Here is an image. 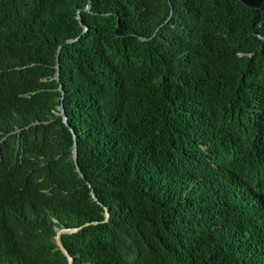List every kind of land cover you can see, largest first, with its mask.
<instances>
[{
	"label": "trees",
	"instance_id": "trees-1",
	"mask_svg": "<svg viewBox=\"0 0 264 264\" xmlns=\"http://www.w3.org/2000/svg\"><path fill=\"white\" fill-rule=\"evenodd\" d=\"M87 3L0 0V264H264V0H92L82 178Z\"/></svg>",
	"mask_w": 264,
	"mask_h": 264
},
{
	"label": "water",
	"instance_id": "water-1",
	"mask_svg": "<svg viewBox=\"0 0 264 264\" xmlns=\"http://www.w3.org/2000/svg\"><path fill=\"white\" fill-rule=\"evenodd\" d=\"M253 8L261 11L262 16H261V19L259 20V22L257 23V27H261L264 24V9H262L259 6H253ZM82 11L93 12L92 11V0H88L87 5L84 8L79 9L78 13H77V18L80 21L81 25L84 27L82 34L79 37L68 39V40L64 41L62 44H60V46L57 50V62H56L55 67H56V80L60 83V91L62 93L61 103L57 108V115L62 117L63 122L66 124V126L71 128V130L73 132L74 144H73V148H72L71 158H72L73 163L75 164L76 171L79 173V175L82 178H85V175L81 170V167L79 164V159H78L77 134H76V131L71 127L70 123L68 122L66 111H65L64 98H65L66 91H65L64 85L61 83V60H60V55H61V51H62L63 46L65 44H68V43L76 42L83 35V33H85V31L87 30V26L84 24L82 16H81ZM172 13H173V10L171 11V15H172ZM170 18H171V16L168 18V20L165 23H167ZM159 28L157 29V31L159 30ZM254 34L258 35L264 39V36L259 34L257 31H254ZM143 39L147 40V38H143ZM90 187H91V195H92L93 199L96 202L100 203L104 207L105 219L103 220V222H108L110 220V214H111L110 209L101 203V201L99 200V198L95 194L91 185H90ZM93 223H98V222H93ZM90 224L91 223H85L84 225L79 226V227H58V226H56V228H55L56 234L54 235L53 240H54L55 244L60 248V250L68 257L69 264H73L74 257L69 253V251L65 247V245L63 243L62 235L66 234V233L78 232L79 230L83 229L84 227H86Z\"/></svg>",
	"mask_w": 264,
	"mask_h": 264
}]
</instances>
